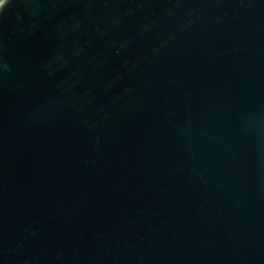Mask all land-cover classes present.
<instances>
[{
    "label": "water",
    "instance_id": "obj_1",
    "mask_svg": "<svg viewBox=\"0 0 264 264\" xmlns=\"http://www.w3.org/2000/svg\"><path fill=\"white\" fill-rule=\"evenodd\" d=\"M0 264H264V0H0Z\"/></svg>",
    "mask_w": 264,
    "mask_h": 264
}]
</instances>
